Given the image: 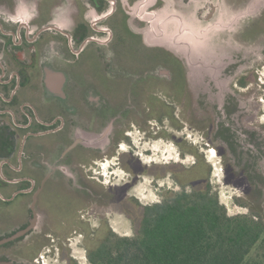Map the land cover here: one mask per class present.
Returning <instances> with one entry per match:
<instances>
[{
  "label": "flooded vegetation",
  "instance_id": "1",
  "mask_svg": "<svg viewBox=\"0 0 264 264\" xmlns=\"http://www.w3.org/2000/svg\"><path fill=\"white\" fill-rule=\"evenodd\" d=\"M5 1L7 7H0V264H26L41 248L63 250L78 230L85 236L84 211L102 222L111 207L125 206L120 213L132 218L126 210L140 217L142 208L153 204L128 198L126 188L144 175L165 178L171 163L158 169L144 165L134 139L171 140V123H184L175 108L184 116L189 96L181 61L146 43V17L164 7H202L198 15L210 19L213 5L209 0H75V7H55V0H40L37 7H14ZM256 80V73L248 72L234 86ZM108 189L117 191L111 196ZM169 194L164 190L156 202Z\"/></svg>",
  "mask_w": 264,
  "mask_h": 264
},
{
  "label": "rangeland",
  "instance_id": "2",
  "mask_svg": "<svg viewBox=\"0 0 264 264\" xmlns=\"http://www.w3.org/2000/svg\"><path fill=\"white\" fill-rule=\"evenodd\" d=\"M11 1L14 7H37L40 3V0ZM209 2L218 7L210 19L198 15L202 7H164L146 17L149 20L143 30L146 43L162 46L177 58L187 57L190 84L193 80L201 82L205 69L210 73L213 69L217 87L212 90L222 89L225 96L220 98L218 91L212 98L204 100L200 97L202 92L191 85L184 116L181 117L175 108V114L184 123L179 124L180 127L171 123V140L160 137L148 141L135 137L138 144L136 157H140L144 165L152 164L154 168L171 163V174L158 180L144 175L139 183L126 188V196L139 204L154 203L161 199L164 190L181 189L179 174L190 188L193 182L190 175L198 170L193 166L198 165L199 158L201 169L206 171V177L202 179L208 181L229 215L250 213L244 205L247 203L264 219V183L259 174L264 169V0ZM6 4L5 0L0 1V7H7ZM53 4L55 7H75L76 2L55 0ZM183 12L190 19L182 25L176 17L184 15ZM249 28L251 33L246 32ZM208 57L213 61L207 64L204 59ZM252 71L257 75L256 83L244 88L234 86L237 78ZM181 169H188V172ZM118 174L123 175L122 172ZM107 175L105 179H108ZM116 191L108 189L106 193L113 196ZM124 207H111L103 215L102 222L96 214L84 211V217L88 218L85 236L78 230L69 236L67 242L70 244L63 246V250L41 248L26 264H67L68 258L86 264V246L107 229L119 236L133 234L139 216L126 210L132 218L125 217L120 213ZM62 238L66 242L65 237Z\"/></svg>",
  "mask_w": 264,
  "mask_h": 264
},
{
  "label": "trees",
  "instance_id": "3",
  "mask_svg": "<svg viewBox=\"0 0 264 264\" xmlns=\"http://www.w3.org/2000/svg\"><path fill=\"white\" fill-rule=\"evenodd\" d=\"M197 161L190 188L179 174L181 189L144 206L132 235L107 229L88 244L86 264H264L263 216L229 215Z\"/></svg>",
  "mask_w": 264,
  "mask_h": 264
},
{
  "label": "water",
  "instance_id": "4",
  "mask_svg": "<svg viewBox=\"0 0 264 264\" xmlns=\"http://www.w3.org/2000/svg\"><path fill=\"white\" fill-rule=\"evenodd\" d=\"M218 7H211V14H212V17L213 15L216 13V11L218 10L217 9ZM184 14V12H183ZM175 15V14H174ZM211 17V18H212ZM172 18V17H171ZM176 19L178 21L181 22V24L183 25V23L185 22V20H188L190 19V16H187V15H178L176 17ZM180 24V25H181ZM170 42V41H169ZM178 59L183 63V66H184V73H185V79H186V82H187V88H188V91L192 92V90L190 89L191 85L193 88H198V90H200L202 92V95H200V97L202 96L204 98V100H208L210 98H212V95L215 93V92H218L220 91L221 92V96L220 98H223L225 96V93L223 92L224 90L222 89H217L216 91L215 90H212V88H216L217 85L215 84V79H214V76L216 75L215 72L213 71L212 69V72L210 73L209 71H207L205 69V73L202 74V78L200 79L201 82H197L196 80H193V83L190 84L188 83L189 82V79L188 78V71H187V67L189 65V61L187 60L188 58L187 57H184V58H181V57H178ZM205 63H211L213 61V58H205ZM215 60V59H214ZM210 68H211V65H210ZM194 71V70H193ZM195 72V71H194ZM192 74V73H191ZM204 81V82H203ZM199 83H202V84H199ZM199 84V85H198ZM197 90V89H195ZM223 106V105H222Z\"/></svg>",
  "mask_w": 264,
  "mask_h": 264
}]
</instances>
